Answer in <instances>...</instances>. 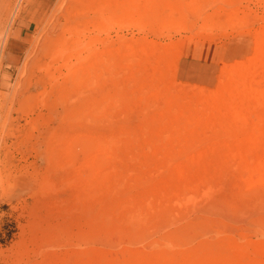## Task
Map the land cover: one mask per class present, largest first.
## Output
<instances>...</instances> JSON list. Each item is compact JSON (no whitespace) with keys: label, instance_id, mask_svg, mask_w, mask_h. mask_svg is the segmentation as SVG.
<instances>
[{"label":"rangeland","instance_id":"obj_1","mask_svg":"<svg viewBox=\"0 0 264 264\" xmlns=\"http://www.w3.org/2000/svg\"><path fill=\"white\" fill-rule=\"evenodd\" d=\"M260 50L264 0H0V264H264Z\"/></svg>","mask_w":264,"mask_h":264},{"label":"bare ground","instance_id":"obj_2","mask_svg":"<svg viewBox=\"0 0 264 264\" xmlns=\"http://www.w3.org/2000/svg\"><path fill=\"white\" fill-rule=\"evenodd\" d=\"M72 31V30H71ZM78 34V33H77ZM81 33H79V35H80ZM77 36L76 34H75V30H73V40H72V44H71V49L73 50V51H76L77 53L74 55V57L76 56V63L78 62V61H81V60H83V58H82V56H81V54H83V53H85L84 55H85V57L87 56V58H91V57H93V50H92V46L93 45H91V43H89L90 42V40L88 41V42H86L85 41V39L83 38V39H81V37L80 36ZM49 44V43H48ZM69 49V48H68ZM71 49H69V50H71ZM49 51V50H48ZM47 51V52H48ZM262 50H260V53H262L261 54V56L262 57H264V52H261ZM82 52V53H81ZM259 52V51H258ZM39 53V52H38ZM73 57V58H74ZM85 60H87V59H85ZM84 60V61H85ZM74 61V60H73ZM75 62V61H74ZM84 64V63H83ZM259 64V63H258ZM258 64H256V66H254L255 67V69H261V68H264V63H260L259 65ZM76 65V64H75ZM78 65H79V63H78ZM248 65V64H247ZM250 65V64H249ZM75 66L73 65H68L66 68V72L70 75V76H72L73 78L72 79H74L75 80V82H78L79 80H82V76H84V72H81L82 71V69L80 70V72H81V74H80V72L77 70V69H75L74 68ZM76 67H77V65H76ZM81 68V67H80ZM247 68H248V66H247ZM250 68V67H249ZM248 68V69H249ZM247 69V70H248ZM246 70V71H247ZM254 70V69H253ZM84 71V70H83ZM83 73V74H82ZM248 73V72H247ZM85 74L87 75V70H85ZM81 75V76H80ZM259 75V74H258ZM261 76V75H260ZM70 78V77H69ZM256 80V79H255ZM250 82H252V81H250ZM252 84V83H251ZM254 85V84H253ZM243 87V86H242ZM256 87V86H255ZM248 89V88H247ZM247 89H246V91H247ZM255 89V88H254ZM258 89H260V88H258ZM262 89V88H261ZM243 90V89H242ZM249 90H250V88H249ZM262 94V95H261ZM261 94H259V95H261V96H264V93H261ZM255 96V95H254ZM257 96V95H256ZM258 99V98H257ZM260 99V98H259ZM238 101V100H237ZM258 101V100H257ZM258 104V103H257ZM240 109H241V107H240ZM238 111V110H237ZM236 116V115H235ZM236 118V117H235ZM241 120V119H240ZM92 146V145H91ZM93 152V151H92ZM92 154V153H91ZM93 155H96L95 153L93 154ZM88 157V156H87ZM89 158V157H88ZM90 159V158H89ZM88 159V160H89ZM93 159H95V158H93ZM90 161H92V159H90ZM95 163V162H94ZM254 175H255V177H254ZM253 177L254 178H256V181H264V168H262V169H259L258 171H256V173H254L253 174Z\"/></svg>","mask_w":264,"mask_h":264}]
</instances>
